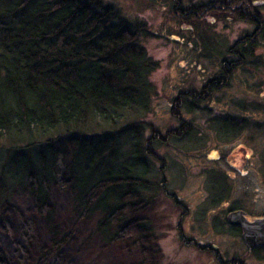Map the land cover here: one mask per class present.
<instances>
[{
    "label": "trees",
    "instance_id": "obj_1",
    "mask_svg": "<svg viewBox=\"0 0 264 264\" xmlns=\"http://www.w3.org/2000/svg\"><path fill=\"white\" fill-rule=\"evenodd\" d=\"M166 1L181 25L199 24L217 12L212 3L183 8L182 0ZM223 16L252 24V33L227 49L212 79L198 91L182 92L174 107L189 112L201 107L229 85L237 71L254 62L264 43L257 12L237 10ZM147 30L145 23L127 21L103 0H0V154L6 162H0V230L5 235L11 234L5 213L12 189L24 183L38 212L51 222L48 186L52 182L75 190L83 216L102 214L98 230L106 243L134 240L151 246L147 222L139 218L156 190L147 158H155L156 142L182 139L193 133V127L176 111L173 117L179 127L165 136L139 121L117 128L125 111L146 109L152 94L150 75L157 63L139 40ZM221 119H214L212 125L223 133L240 123ZM92 121L112 130L84 133ZM145 129L151 133L147 140ZM53 133L56 137L40 140ZM61 136L73 142L75 150L60 179L56 167L61 151L56 143ZM168 196L179 204L175 195ZM56 227L52 224L49 231ZM35 228L33 220L23 223L24 255L35 241ZM230 229L241 232L222 222L220 232ZM64 242L54 240L41 260L56 255ZM210 251L219 259L217 251ZM150 255L146 264H153ZM0 264H13L1 248Z\"/></svg>",
    "mask_w": 264,
    "mask_h": 264
},
{
    "label": "rangeland",
    "instance_id": "obj_2",
    "mask_svg": "<svg viewBox=\"0 0 264 264\" xmlns=\"http://www.w3.org/2000/svg\"><path fill=\"white\" fill-rule=\"evenodd\" d=\"M207 1L182 3L187 8ZM103 2L119 10L127 21L147 25L139 40L157 63L150 75L153 88L147 108L125 111L117 128L139 121L165 136L179 127L173 117L176 111L193 127V133L182 139L168 137L164 144L156 142L155 158H147L156 190L154 195L149 193L150 202L139 218L147 222L151 246L146 248L134 240L106 243L98 230L102 214L83 216L75 190L50 182L51 222L38 212L25 183L12 189L5 213L11 234L0 230V248L13 264H146L150 254L153 264H230L234 260L264 264V248L251 253L241 230L240 236L232 229L220 232L222 222L229 225L227 215L238 209L249 220L264 217V43L257 48L252 64L237 71L229 85L214 92L209 102L189 112L174 107V100L182 92L200 90L219 72L227 49L254 27L213 19L181 25L174 20L172 5L166 0ZM222 117L240 123L234 131L223 133L212 125L214 119ZM109 130L112 127L92 121L84 133ZM143 135L147 140L151 133L145 129ZM56 145L61 151L56 167L61 179L75 145L64 136ZM0 162H4L1 154ZM168 195H175L179 204ZM27 220L35 222L36 237L24 255L22 228ZM52 224L57 226L55 235L49 231ZM59 239L65 240L63 246L42 261V252ZM210 249L218 252L219 259Z\"/></svg>",
    "mask_w": 264,
    "mask_h": 264
},
{
    "label": "water",
    "instance_id": "obj_3",
    "mask_svg": "<svg viewBox=\"0 0 264 264\" xmlns=\"http://www.w3.org/2000/svg\"><path fill=\"white\" fill-rule=\"evenodd\" d=\"M227 222L242 231V240L249 250L264 248V218L250 221L243 211H233L227 215Z\"/></svg>",
    "mask_w": 264,
    "mask_h": 264
},
{
    "label": "flooded vegetation",
    "instance_id": "obj_4",
    "mask_svg": "<svg viewBox=\"0 0 264 264\" xmlns=\"http://www.w3.org/2000/svg\"><path fill=\"white\" fill-rule=\"evenodd\" d=\"M235 1H239V3L234 4ZM202 3H212V8L217 11L214 12L216 15L213 16V18H210L213 19V21H233L230 18H228L229 20L226 19L223 14L227 12L229 15H232L237 10L246 12L247 9H253L257 12V16L259 17V20L261 21L264 27V0H210ZM243 23H246L253 27V25L250 23Z\"/></svg>",
    "mask_w": 264,
    "mask_h": 264
}]
</instances>
